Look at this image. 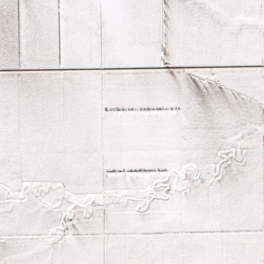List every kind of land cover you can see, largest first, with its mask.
Segmentation results:
<instances>
[{
	"label": "snow or ice",
	"instance_id": "obj_1",
	"mask_svg": "<svg viewBox=\"0 0 264 264\" xmlns=\"http://www.w3.org/2000/svg\"><path fill=\"white\" fill-rule=\"evenodd\" d=\"M0 264H264V0H0Z\"/></svg>",
	"mask_w": 264,
	"mask_h": 264
}]
</instances>
